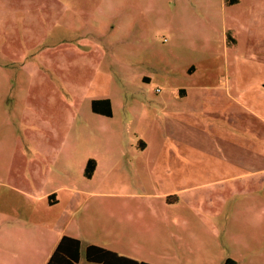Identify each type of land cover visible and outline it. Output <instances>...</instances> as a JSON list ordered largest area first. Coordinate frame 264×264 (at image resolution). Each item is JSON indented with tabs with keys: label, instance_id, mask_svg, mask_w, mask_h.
<instances>
[{
	"label": "crops",
	"instance_id": "0c3cea01",
	"mask_svg": "<svg viewBox=\"0 0 264 264\" xmlns=\"http://www.w3.org/2000/svg\"><path fill=\"white\" fill-rule=\"evenodd\" d=\"M59 1L63 16L51 18L45 11H30L34 0H0V49L34 53L71 43L83 53L77 62L42 64L99 67L100 61L90 51L95 47L105 54L113 50L112 35H104L102 28L110 20L114 2L101 0L100 5L98 0H87L93 5L80 21L81 0ZM155 1L190 4L188 28L173 27L172 22L161 26L175 46L174 37L187 35L190 43L182 45L186 51L205 53L212 29L222 35L228 31L226 0ZM232 6L234 43L223 45V62L186 63L185 75H198V79L189 82V76L186 85L169 88L170 96L157 103L160 114L171 118V127H150L141 138L126 142L108 133L103 139L102 131L96 129L81 144L68 140L73 128L57 125L49 109H37L30 117L19 115L12 130L22 144L16 142L14 150L27 145L28 172L25 176L10 173L11 181L0 192V249L6 245L2 264L8 257L13 264H46L63 236L80 242L76 264H89L87 245L141 262L140 256L108 244L120 243L131 234L145 212L159 221L161 234L170 239L169 251L159 256L163 262L151 264H223L225 259L254 264L249 259H263L264 235H241L264 227V58L255 54L264 57V0H235ZM73 13L78 16L76 26L86 24L88 36L73 26ZM42 19H53L52 32L44 27L36 34V22ZM196 39L201 43L195 44ZM158 58L167 59L161 54ZM24 64L25 60L20 63ZM108 65L112 67L114 61L108 60ZM215 69L217 75L208 76ZM64 98L60 90L54 96L56 101ZM94 99L109 100L112 116L110 97ZM56 101L53 112L60 118L61 102L57 108ZM67 158L73 165L67 164ZM90 160L94 166L87 176L85 166ZM117 175L121 177L116 179ZM121 178L122 183H117ZM117 195L129 201L117 206L120 210L104 214L99 197ZM99 234L109 238L106 244L96 240Z\"/></svg>",
	"mask_w": 264,
	"mask_h": 264
},
{
	"label": "rangeland",
	"instance_id": "374dc122",
	"mask_svg": "<svg viewBox=\"0 0 264 264\" xmlns=\"http://www.w3.org/2000/svg\"><path fill=\"white\" fill-rule=\"evenodd\" d=\"M34 1V4L29 5L31 12L45 11L44 13H49L51 18L63 16L64 11L59 0ZM111 1L114 2L112 5L114 10L102 30L104 35H112L113 50L108 53L109 55L105 54L100 47H95L90 51V56L100 61L99 67L68 64L66 68H59L56 65L42 64L43 61L49 63L77 62L83 53L75 51L76 44L71 43L59 45L54 50L34 53L9 52L0 49V62H3V67H0V192L6 190L5 183L11 181L10 173H19L25 176L28 172L27 145L17 146L16 151L14 150L16 142L22 144V141L19 142L13 133V127H15L20 114L23 113L30 117L37 109H49L51 117H56L57 125L73 128L72 132L68 134V140H76L81 144L90 139V135L95 134L96 129L102 131L100 137L103 139H107L106 133H108L114 136L117 141L137 140L141 138V133L150 127H171V118L169 115L163 117L165 113L160 114L157 103L161 97L170 96L169 88L187 84L190 75H185L186 63L202 61L204 64L208 62L219 65L225 58L223 48L225 42L233 46L234 35L230 30L233 28L232 14H234V10L232 12L233 3L231 2L226 1L224 8L228 29L226 34L222 35L212 29V35L205 42V44H209L210 52L206 50L205 53H194L186 51L182 47V45L190 43L187 35L174 37L175 46L170 40L167 30L161 29V26L167 22H172V26L176 28H188L187 11L188 9L191 11L190 4L163 2L160 5L155 0H143V3L140 4L137 3V0ZM102 2L104 1L98 0L100 5ZM90 4L91 2L88 3L87 0H81L79 4L81 11L78 13L80 21L88 17V11L91 9ZM96 13L99 16L100 11L98 10ZM3 16L6 17V13ZM78 16L76 17L73 13L70 20L74 23L73 26L79 34L87 35L85 23L76 26ZM171 17L173 20L169 21L168 18ZM52 22L42 19L36 22L34 31L38 34L44 27L50 29ZM170 29L173 30L171 27ZM50 30L52 32L53 28ZM194 43L200 44L201 42L196 39ZM170 45L174 47H170ZM160 54L166 56L169 61L166 59V62H161L158 58ZM255 54L258 55V59L264 58L262 53ZM24 60L25 64L20 65ZM108 60L114 61L112 67H109ZM202 70V67L199 68V72ZM217 73L218 71L215 69L208 76H215ZM16 77L20 79L18 83H14ZM197 77L198 75L192 78L190 76L189 82L192 79L197 80ZM59 90L61 96L65 95V98L56 101L54 96ZM99 96H108L112 99V116H104L91 110L92 99ZM55 101L57 108L61 102L60 118L58 112L56 115L53 112ZM179 107L182 108L180 104ZM46 116L48 117L47 113ZM74 127L81 128L77 131ZM19 157H24V159H13ZM66 161L67 164L73 165L69 158ZM120 177L121 175H117L116 179ZM122 178L116 182L122 183ZM107 188L118 191L125 189H121V187ZM1 196L5 199V195ZM168 199L171 202L173 198L169 197ZM128 201L129 199L124 195H117L99 197L98 203L104 209L105 214L108 213L107 210H120L117 206H122ZM140 220L141 223H135V229L131 231V234L126 235L120 243L113 245L111 240L108 246L119 247L133 256H140L139 260L144 263L163 262L159 256L163 252L169 251L170 239L161 234L163 232L161 224L155 218L149 217L148 213L145 212L144 215L141 213ZM99 235L101 237L96 239L100 240L99 244H106V239L109 238L102 234ZM253 235H264V227L250 229L242 233L241 236ZM93 237H98V235L94 234ZM4 247L6 245L0 249V256H2ZM3 260L5 259L0 257V264ZM6 260V263L3 264H13L10 257ZM226 260L222 263L224 264ZM249 262L264 264V256L263 259L260 257L249 259Z\"/></svg>",
	"mask_w": 264,
	"mask_h": 264
},
{
	"label": "trees",
	"instance_id": "16d2710c",
	"mask_svg": "<svg viewBox=\"0 0 264 264\" xmlns=\"http://www.w3.org/2000/svg\"><path fill=\"white\" fill-rule=\"evenodd\" d=\"M233 3L235 0H226ZM91 110L104 116L111 115L110 102L107 99H94L91 101ZM94 163L90 160L85 166V174L88 176L93 170ZM169 197H167V200ZM80 242L77 239L63 236L52 252L46 264H76L79 259ZM85 257L89 264H148L137 262L117 255L115 252L96 245L85 247ZM224 264H236L227 259Z\"/></svg>",
	"mask_w": 264,
	"mask_h": 264
}]
</instances>
